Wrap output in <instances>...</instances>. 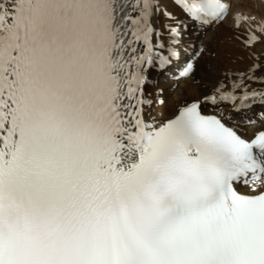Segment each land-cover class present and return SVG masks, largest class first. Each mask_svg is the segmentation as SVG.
I'll list each match as a JSON object with an SVG mask.
<instances>
[{"label":"snow or ice","instance_id":"snow-or-ice-1","mask_svg":"<svg viewBox=\"0 0 264 264\" xmlns=\"http://www.w3.org/2000/svg\"><path fill=\"white\" fill-rule=\"evenodd\" d=\"M173 2L197 33L231 8ZM158 12L0 0V264H264V130L246 139L232 120L258 106L264 122V57L248 51L261 41L235 15L253 63L156 120L150 72L190 89L206 51L181 48L183 22L163 36Z\"/></svg>","mask_w":264,"mask_h":264},{"label":"bare ground","instance_id":"bare-ground-1","mask_svg":"<svg viewBox=\"0 0 264 264\" xmlns=\"http://www.w3.org/2000/svg\"><path fill=\"white\" fill-rule=\"evenodd\" d=\"M249 2L253 3L252 1ZM154 3L157 5L159 12L156 15H154L153 24L158 30L163 32V36L166 37L168 35L167 32L163 31V26L165 25L178 26L179 22H183L186 25H188L186 21H183L187 17L185 16L184 13L176 10L177 8L175 7L173 0H154ZM257 7L260 10L261 8H263V6L258 4ZM165 13L169 14L172 17V19H165ZM136 15L137 13L135 14V16ZM262 19L264 18L261 17L260 20ZM260 23L262 24L263 21H260ZM245 24L246 27L252 28L256 31L257 27H255V25L252 22L250 24L248 23ZM232 29L233 27L230 29V28H225L224 26H220V29L217 32L215 38L221 40L222 44L214 45L213 43V45L209 46L210 47L209 49L206 48L205 54L201 56L199 62L196 65L195 74L199 83L194 87L185 90L183 83L176 84L172 79L170 83L168 82H166V84L161 83L159 80H154V77L156 76L157 73L155 71L150 72L149 74L150 78L154 81V83L147 88V91L151 92L153 95L159 92L160 96L158 98L162 100L165 99L166 95L168 94L172 95V98L167 103H163L162 105L160 104L152 105L153 108L151 109V115L155 117L156 120H166L170 118L172 113L175 111L176 107L183 100L185 99L191 100L193 98H196L197 96H202L209 93L212 87L218 81L223 79L225 72L234 73L237 70L243 71L253 63L252 60L247 58L246 53L244 52L242 46L238 42L232 40V35H233ZM259 33L261 34L260 31ZM194 35L195 33L192 34V36ZM241 35L244 34L241 33ZM262 40H264V37L262 38ZM189 42H193L191 38L189 39ZM187 44L185 43L183 45H187ZM183 45H181V47H183ZM258 47L259 46L256 47L257 48L256 50H252L250 48L248 51L252 52L253 55L255 56L264 57V48L258 49ZM206 53H212L211 55H214V58L210 56L207 57ZM225 56L227 57L225 58ZM169 91H171V93H169ZM224 107H225V111H230L227 105H225ZM204 111L212 114H216L215 109H213V107H210V105L205 106ZM258 114L260 115L261 113ZM234 123L238 125L237 122ZM238 126L240 127L243 133L247 134V136L249 137H252L256 131H259L260 129H264V122L257 121L255 127H251V128L250 127L242 128V126L240 125ZM243 192H247V189L244 187H243Z\"/></svg>","mask_w":264,"mask_h":264},{"label":"rangeland","instance_id":"rangeland-1","mask_svg":"<svg viewBox=\"0 0 264 264\" xmlns=\"http://www.w3.org/2000/svg\"><path fill=\"white\" fill-rule=\"evenodd\" d=\"M257 4L260 5L258 2H257ZM248 5H249L251 8H255V4H254V3H250V2L248 1ZM238 7H240V6H238ZM243 8H246V7L244 6ZM256 8L259 10V11H258V16H259L258 19H261V17L264 18V16H263L264 14H262V9H263V8H261V10H260L257 6H256ZM251 11H252V10H251ZM256 13H257V11H255V14H256ZM261 21L264 22V19H262ZM211 57L214 58V55H211ZM226 57H227V56H225V58H226Z\"/></svg>","mask_w":264,"mask_h":264}]
</instances>
